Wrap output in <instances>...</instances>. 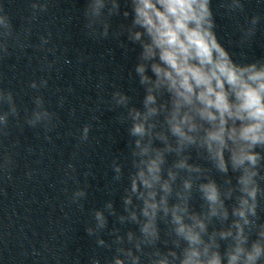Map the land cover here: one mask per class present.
Wrapping results in <instances>:
<instances>
[{
  "label": "clouds",
  "instance_id": "obj_1",
  "mask_svg": "<svg viewBox=\"0 0 264 264\" xmlns=\"http://www.w3.org/2000/svg\"><path fill=\"white\" fill-rule=\"evenodd\" d=\"M125 3L122 11L120 0H87L83 12L88 35L96 39L109 36L111 17L130 18L112 34H126L139 46L134 74L144 89L141 107L122 91L112 93L113 106L125 110L117 119L128 125L130 138L123 214L107 201L92 211L94 225L87 234L96 237L98 246H115L106 264H264V57L251 62L233 58L217 35L212 0ZM222 7L233 15L245 10L244 0H225ZM31 9L35 19L48 10V0H34ZM260 21L254 15L240 26L242 46ZM10 38L24 47L0 7V59L9 55ZM41 42L49 41L42 36ZM46 86L44 79L30 84L33 89ZM34 104L26 123L51 126L54 114L43 98L35 96ZM0 105L8 106L0 112V135L6 136L9 117L18 116L11 91L0 88ZM90 129V124L83 126L82 142ZM193 152L208 166L191 162ZM169 156L175 157L171 163ZM111 167L113 181H121L124 165L113 160ZM68 168L75 171L72 164ZM194 192L202 201L200 210L192 207ZM86 195L78 189L71 200L79 204ZM106 213L120 225H137L138 232L121 234L114 227L107 243L100 236L108 226ZM161 223L168 238L163 249ZM90 264L100 259L93 257Z\"/></svg>",
  "mask_w": 264,
  "mask_h": 264
}]
</instances>
